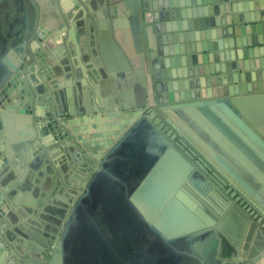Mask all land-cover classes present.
Masks as SVG:
<instances>
[{"label": "water", "instance_id": "1", "mask_svg": "<svg viewBox=\"0 0 264 264\" xmlns=\"http://www.w3.org/2000/svg\"><path fill=\"white\" fill-rule=\"evenodd\" d=\"M9 1L0 0V7H4ZM191 1L192 3L195 2L194 0ZM232 1L236 0H200L204 5L214 6L212 12L216 11L227 16L218 22L215 20L216 23L212 21L208 24L205 23V26L208 27L214 24L225 27V25H231V20L235 25L252 20V17H245L246 10L243 12L235 11L233 5L230 7L229 3ZM26 4H29L35 11V19L30 27L27 26ZM62 6L61 9L59 0H16L14 8L17 11L16 13L19 14L14 23L7 24L0 19V117H4L5 113L13 112L17 104L23 102L28 93V104L20 107L17 112L30 115L35 126L37 139H34V143L28 144L26 147V149H29V159H40L41 157L43 159V157L48 155L50 158L51 154L55 153H53L51 148L43 147L41 142H47V136H50V133H53V136L56 135L54 130L60 123V127L65 130V133L64 135H56L54 141L60 140L62 137L65 138L68 132H72L77 137V140H80V143L78 142L79 145L77 144L80 148L79 151L75 152V149L77 150L78 148L75 144L67 145L68 151L71 152L70 156H73L70 160L75 161V158L80 161L84 160V166H81L79 171L82 174H87V177L88 172H94L90 175L91 182L89 185H87V181L84 184L81 198L79 199L80 202L84 199L87 202L85 208L92 212L94 209L91 206L89 194L91 183L99 175L108 176L105 166L113 162L115 152L122 148L128 142V138L135 131L141 130L142 127L161 140L162 146L159 151L166 147L185 168L188 167L191 170L192 174L188 181L187 171L179 169L177 166L173 168L163 158H161L160 162L157 159L156 162H159V170L161 165V174L163 175L161 181L155 187L154 185L150 187V184L154 181V167L146 175V179L132 190L133 196L129 201L133 206L128 204V208L133 212L130 213V231L127 238V248L131 253H129L130 256L128 255L126 264H138V259H141L136 257L133 252L135 249L139 250L136 246L140 235L143 241L141 243L143 249L139 250L138 254L143 256L142 264H155L152 260L150 261V256L147 254L148 250L152 251L153 245L159 248L161 246L166 247V252L176 259L177 264H181L180 259L182 257L180 256H183V254H186L184 256H193L200 263L205 264L204 260L199 259L191 252L186 251V249H203V251H206L210 247V242L217 240V235L225 237L226 241H228L226 244L229 248L230 257L225 258V261L243 264L244 259L241 257V252L252 223L264 225V177L260 175V173L264 174V167L261 164L264 163V93L251 95L249 94V87L245 88L242 85L239 88L238 79L243 82L246 77L240 74L239 78H237L235 74L237 70L244 72L243 70L249 71L255 68L254 65L252 66L245 62L254 58V52L252 51L251 53V50L245 49L258 47L257 41L255 42L252 37L250 40H245L241 30V34L236 33L235 40H233L232 44H229L231 49L236 48V58L239 62H242V67L241 64L238 67L233 64L228 69L229 73H235L231 75V79H227L229 86L236 85L233 89H229L227 93L222 92V94L217 91H213L210 94L207 92V96L205 94H187L185 92L189 90L190 85L185 83L183 79H188L187 77L190 73L185 71V68L191 62H189L187 57L185 60L181 59V55L187 52V47L175 49L169 47L167 50L159 49L153 52L147 44V49L144 51L143 45L140 47L139 39L141 37H139L138 30L136 29V32L133 31L134 26L138 25L140 18V1L107 0L100 10L106 23L104 25L106 29L102 31V35L107 37L108 41L110 39L113 40L115 49L118 50L124 61L125 72L130 74L129 77L125 73V82L129 83V79L136 82L134 86V103L132 105L117 103L118 107L116 109L113 106L112 108L110 106L106 107L103 105L104 98L99 99V90L95 89L97 107L94 108V106L90 107L89 104V101H91L89 90H85L80 102L75 103L69 94V87H67L65 93L69 108L64 112L58 110L49 113L47 104L51 101L50 97L45 100L47 104H44L45 102L40 99H38L39 103H35L36 97L32 94L30 96L29 86L24 77L27 74L34 75V72L38 71V74L47 82L55 79L50 69L53 65L52 63L49 64V61L47 63V60L51 59L58 62L68 58L65 50L57 54L52 53L59 47L56 43L57 40L61 38L60 41L63 43V40L66 39V37H58L59 35L67 36V41L74 47L81 76H87L80 59L81 47L76 36L75 23L71 20L69 25L64 15H70L72 10L79 9L81 6L91 10L89 0H75L73 7L70 9ZM259 6L261 7L259 8ZM169 7L171 6L167 8ZM249 10L250 12H261L264 11V8H262V5L254 3L253 9ZM230 11L234 15H243L228 17ZM209 12H211V9ZM194 15V11H188L187 13L170 11L164 14V18L179 21L185 18L191 19ZM66 19H68L67 16ZM256 19H258L257 15ZM260 19L264 22V15L260 16ZM199 25H202L201 22ZM193 26L197 27L198 24L188 23L186 25L183 24V26L177 24L167 28L168 36L162 38L163 45L181 46V44L189 42V37L180 35V33L191 29ZM128 32L132 40L128 38ZM227 32L229 35L232 34L230 29ZM124 33L125 47L121 46L119 42L116 43L117 35L122 37ZM221 33V31H218V34L221 35ZM208 51H211V48L208 47ZM235 55L232 61H235ZM157 57L160 59H157ZM27 63L31 64L27 65ZM98 65L96 62V66ZM145 69L147 71H144ZM178 69H181L180 73ZM252 80H255L253 76ZM82 84L86 85V81L82 80ZM137 84L140 85L141 93ZM112 91L113 93H118L114 88ZM45 131H48L49 134L43 136L42 133ZM12 144L5 134V129L0 128V154H2L1 152L10 151L9 148ZM65 145L63 144L62 146L63 150H67ZM80 150H83V153ZM227 152H231L238 161H241V159L245 160L244 153L256 162L262 172L260 170L237 167V164L232 161ZM9 160L7 157L0 159V179L2 177L4 179L10 178V175L6 173V169H8L6 164ZM65 161L66 157L63 155L53 162L61 165ZM96 161L97 167L93 168L92 165H95ZM188 161L192 162L203 173H206L207 180L198 175V172L188 164ZM228 164L235 165L236 168H232ZM251 174H254L258 181L253 180ZM199 177L202 180H199ZM108 178L111 179L109 176ZM0 182L3 183V180ZM122 184V187L125 188V182ZM213 184L220 189L229 186L227 192L229 197L247 215L249 214L250 218L242 216V224H240L241 219L238 220V224L241 225L240 231H238L236 226H233V235L231 236L225 235L223 230L218 227V224L223 219H228L227 215L231 211L228 209L233 202L231 199L227 201L221 196H217L215 193L218 194V192ZM8 190L9 188L5 189L6 192ZM118 191V188L114 190V195H117ZM13 193L15 194V192ZM144 193L152 197V202H144L146 206L152 208L148 212L154 213L156 211L158 212L156 215L159 214L158 216L148 214H144L143 218L138 216L134 199L138 195H144ZM214 201H218L228 211L225 213L219 211L212 205ZM10 203L11 208L17 209V203L13 199L10 200ZM6 205L8 206L7 198L0 190L1 243H4L1 238L4 237L2 226L7 224L6 221H1L4 212L2 208ZM73 213L69 215L68 212L65 220L63 218L65 231L60 238L61 241L58 247L56 245L53 246L54 248L57 247L55 254L51 249L41 250L39 246L24 243V254L29 256V251L40 253L37 258L34 254L32 255L36 260H42V263L28 262V264H57L61 243L63 242L65 247L66 241L70 239V231L68 236L67 234L70 222L73 219ZM135 218L142 220V224L133 223ZM156 229L158 232L155 231ZM198 229H200L201 234H206L202 240L195 242L187 239L189 235L190 238H196ZM85 230L82 234H85L88 240L91 241L93 239L98 242L96 239H99L100 236L98 234L97 236L96 234L94 235L91 227ZM190 232L194 236H191ZM35 236L38 237L40 235L37 234ZM232 237L238 241L235 249L232 248L234 245V242L231 241ZM172 246L175 247L174 253H170L169 250L172 249ZM112 251L117 253L116 246ZM122 251L124 250L122 249ZM116 255L119 254L117 253ZM48 259L50 260L49 263ZM4 260L5 253L0 256V264H5ZM189 263L190 261L187 264ZM256 264H264V254L258 259Z\"/></svg>", "mask_w": 264, "mask_h": 264}, {"label": "crops", "instance_id": "2", "mask_svg": "<svg viewBox=\"0 0 264 264\" xmlns=\"http://www.w3.org/2000/svg\"><path fill=\"white\" fill-rule=\"evenodd\" d=\"M105 1L107 2V0H89L91 10L81 6L79 9L72 10L70 15H64L68 24L71 20L75 23L76 36L81 47L80 59L85 68V73L87 74L86 77L81 76L74 47L67 41V36L64 35L58 36L66 37V39L63 40V43L60 41L61 38L57 40L56 43L59 47H57L52 53L57 54L58 52L65 50L68 58L58 62L49 58V60H47V63L49 61V64L52 63L53 65L50 69L54 74L55 79L47 82L38 74V71L34 72V75H25L24 79H26L28 83L27 85L29 86L30 96L32 94L36 97L35 103L40 102L38 99L45 102L47 97H50L51 101L48 103L49 105L47 104V101L44 103L47 104L49 113L58 110L64 112L69 108L65 93L67 87H69V94L75 103H79L85 90H89L88 92H90L91 100L89 101V104L90 107L94 106V108L97 107L95 89L99 90L98 98H104L103 105L106 107L110 106L112 108L113 106V108L116 109L118 107L117 103H122L123 105H132L134 103V86L136 85V82L130 79L128 80L129 83L125 82L126 72L124 61L119 55L118 50L115 49L113 40L110 39V41H108L107 37L102 35V31L106 29L104 26L106 23L104 21L103 13L101 14L100 10L102 9V5L106 3ZM139 1L140 18L138 20V25H136V27L134 26L133 31L136 32L135 30H138L139 37H141V39H139L140 47L143 45L144 51L147 49V44L153 52H156L159 49L167 50L169 47H173L174 49L178 47H187V52L184 55H181V59L185 60L187 57L189 62H191L189 66L185 68V71L190 73L188 74V79H183L185 83H189L190 85L189 90L185 93L191 95L205 94L207 96V92L210 94L213 91H217L222 94V92L227 93L229 89H233L236 86H229L227 84V79H231V75L235 74L234 72L229 73L228 69L233 64H235L236 67L241 64L242 67V62H239L236 58V48L231 49L229 44H232L233 40H235L236 33L241 34V30L243 31L244 39L250 40L251 37L254 38L255 42L257 41L258 47L245 49L251 50V53L252 51L254 52V58L245 62L252 66L254 65L255 68L249 71L243 70L244 72H240V70L236 71L235 77L239 78L240 74H243L246 77V80L243 82L238 79V86L239 88L242 87V85L245 88L249 87V94L251 95L264 93V22H262L261 19L259 20L260 16L264 15V11L250 12L249 10L253 9L254 3L262 5V8H264V0H236L230 2V7L233 5L235 11L243 12L246 10L244 14L245 17H252V20L250 19L247 23H239L236 25L231 20V25H225V27L214 24L208 27L205 26V23L208 24L211 21L215 22V20L218 22L221 19H225L227 16L225 14L217 13L216 11L212 12L214 6L204 5L200 0H194L195 2L193 3L191 0ZM59 3L60 8L63 5L62 7L70 9L73 7L75 0H59ZM14 5H16V0H10L7 5L0 7V19H2L3 22H6L7 24L14 23L19 14L16 13L17 11L14 8ZM168 6H171L169 7L170 9L167 8ZM260 7L261 6H259V8ZM210 9L211 12H209ZM170 11H182L184 13L194 11L195 15L191 19L185 18L179 21H172L164 18V14ZM242 15L243 14L234 15L230 11L228 17H238ZM256 15L258 16V19H256ZM34 16L35 11L29 4H26L27 26L30 27L32 25L35 19ZM66 16L68 19H66ZM200 22L202 24L201 26L199 25ZM188 23H192L193 25L195 23L198 24L197 27L193 26L191 29L180 33V35H187L189 37V42L181 44V46L163 45L162 38L168 36L167 28H171L177 24L183 26V24L186 25ZM228 29L232 31L231 35L227 32ZM218 31L222 32L221 35L218 34ZM129 34L130 33L128 32V38L131 39ZM122 35V37L117 35L116 43L119 42L121 46H124L125 33ZM60 43H62V45H60ZM208 47L211 48V51H208ZM234 55L235 61H232ZM157 59L160 58L157 57ZM95 61L99 64L98 66H96ZM30 64L31 63H27V65ZM55 65L57 66L54 67ZM144 71L147 70L145 69ZM178 72L180 73L181 69H178ZM127 74L130 77V74L126 73V75ZM251 75L255 79L254 81L252 80ZM82 80L86 81V85L82 84ZM113 88L116 89L118 93H113ZM138 89L140 91V85H138ZM28 98L29 96L27 93L23 102L20 101L21 103L17 104L13 112L5 113L4 117H0V128L5 129V134L7 135L8 140L13 143L9 148L10 151L1 152L2 154H0V159L3 157L10 159L6 164L8 166L6 173L10 175V178L4 179L2 177L0 179V181L3 180V183L0 182V190L7 198L8 204V206L6 205L8 208L6 206L2 208L4 212L2 214L3 219L1 220L7 222V224L2 226L4 237L1 238L4 243L0 242V256L5 253V264H28V262L42 263V260H36L40 253L29 251V256L23 253V247L25 246L24 243L34 244L37 247L39 246L41 250L51 249L55 254L61 241L60 238L65 231L63 225L68 212L70 215L74 211L73 219L70 222V227L68 229V233L70 231V237L72 231L75 234L78 230V223L81 222V219L86 218L84 226L86 228H92V216L89 213L90 211L85 208L87 202L84 199L80 202L79 199L81 198V191L83 190L84 184L87 181V185H89L91 182L90 175L94 172H88V177L87 174L80 173L79 168L84 166V160L80 161L78 158H75V161L72 159L70 160L73 156H70L71 152L68 151L67 147V145L72 143L78 147L77 150L75 149V152L79 151L80 146H78V142L80 143V140L78 141L77 137L74 136L72 132H68L67 137H62V139L54 141L56 135H64L65 133V130L60 127V123L54 130L56 135L53 136V133H50V136H47L48 141L45 143L41 142L43 147H48V149L51 148L53 153H55L51 154L50 158L48 155L43 157V159H41V157V160L37 158L32 160L29 159V149H26V147L28 144H33L34 139H37V135H35V126L30 115L28 116V114H20L17 112L20 107L28 104ZM122 98L124 100L123 102ZM45 134H49L48 131L42 133L43 136ZM79 136L83 138L82 135L79 134ZM128 139V142L115 152V159L113 162L105 166L107 175L111 179H109L108 176L99 175L95 178L94 182L91 183L89 194L91 197V206L94 210L95 208H98V201H100V199L106 202L101 208L109 209L107 203L113 202L115 199L116 195H114V190H117V188L121 190L122 183L124 182L125 201H128L129 204L132 205L129 201L133 196L132 190L137 188L144 179H146V175L154 167V181L152 183L150 181V187H153V185L155 187L156 184L161 181V178L163 177L161 174V165L159 170V162L162 160L161 158L165 161L167 160L173 168L177 166L179 169L187 171V180L189 181V177L192 174L191 170H189L188 167L185 168L184 165L180 163L178 159L168 151V149H166V147L162 151H159L162 142L157 136L151 134L150 131L141 127V130L135 131ZM63 144H66L65 146L67 150H63ZM80 151L83 153V150ZM227 154L232 161L237 164V167L242 169L249 168L260 170L256 165V162L247 157L244 153L243 156L245 157V160L241 159V161L236 160L231 152H227ZM63 155L66 157L65 163L58 165L53 162ZM157 159L159 161L158 163L156 162ZM228 160L231 162L230 159ZM188 162V164L198 172V175L207 180L206 173H203V171L193 165L192 162ZM90 164L92 165V163ZM261 164L264 167V163ZM117 165H121V167L119 168ZM228 165L232 168H236L235 165ZM92 166L93 168L97 167V161L96 164ZM260 172L262 171L260 170ZM260 175L264 177L263 173H260ZM251 176L253 180L258 181V178H256L254 174H251ZM46 179H48V182L50 183L47 189L44 188V181ZM199 180L202 179L199 177ZM8 188L9 190L6 192L5 189ZM13 192H15V194ZM12 199L17 203V209L11 208L10 200ZM134 200L135 205L137 206L135 208L140 218H143L144 214L154 216L158 213L156 211H154V213L148 212L150 209H148V206H146L144 202H152V197L146 195V193H144V195H138ZM78 203L80 204L77 206ZM215 204L216 201H214V203L212 202V205L221 212L223 211L225 213L226 211L231 210L227 215L228 219H223L218 224V227L223 230L224 234H228L229 236L233 235V226H236L238 231H240L241 225L238 224V220L241 219L240 224H242V216L247 218V215L245 216V214H242V209H240L239 206L231 204L229 209L226 210L224 207L222 208L220 206L219 208ZM125 209L129 213L133 212L128 207ZM215 211L217 212V210ZM158 215L159 214L156 216ZM254 225L255 227L251 225L249 232L254 230L257 237L259 231L263 232L264 225L255 223ZM155 231L158 232L157 229ZM37 234L40 236H35ZM232 239L233 237L231 238V241H234V239ZM258 240L261 242V244H258L260 248L263 247V236H260ZM254 242L251 240L248 244L246 239L241 252V257L244 259L243 264H256L258 259L264 254L261 250H258L256 253L253 252L255 245L257 244ZM54 245L57 247L54 248ZM65 248L66 247H64L62 242L57 264L61 261L60 257L61 254L63 255L65 253ZM32 254H34L36 258H34ZM41 255H43V253H41ZM49 261L50 260L48 259V263ZM228 263L234 264L230 261L224 264ZM205 264L216 263L209 260Z\"/></svg>", "mask_w": 264, "mask_h": 264}, {"label": "flooded vegetation", "instance_id": "3", "mask_svg": "<svg viewBox=\"0 0 264 264\" xmlns=\"http://www.w3.org/2000/svg\"><path fill=\"white\" fill-rule=\"evenodd\" d=\"M214 185L215 184H213V186ZM214 188L217 190V192L219 194L218 195L217 193H215L217 196H221L222 198H224L227 201H229V199H231L229 197V195H228L229 193H227L228 190H229V186H225L223 189H220L217 185H215ZM122 189H124V188L122 187ZM119 191H120V189H119ZM99 198H102V197H99ZM231 201L233 202L232 203L233 205L237 206V204H235L232 199H231ZM103 204L105 205L106 202L100 199V201H98V208H95V210H94L95 212L94 211L90 212V214L92 216V228H91V231H92V233L94 235L96 234V236L98 234L100 236V238L105 235L104 237H107L109 240H112V241L116 240V239L121 241L122 236L119 237V234H118V233L121 232V234L123 236H125V242L124 241L120 242V244L125 245V249H123L124 250L123 253L125 255V258L122 259L121 256H119V255H117V258L119 260L121 259L120 261L124 260V262L126 264L127 261H128V248H127L128 240H127V238L129 237L128 234H129V231H130V229H129L130 228V217H129L130 213L126 209H125V211H120L121 214L116 216V218L114 217L115 218L114 219L115 220V225L113 226V224H114L113 218L110 219V217L107 216V214L108 215L109 214H114V212H113L114 210L111 211V208H113V202L107 203V206L109 207V209L108 208L107 209L101 208V206ZM128 204H129V202L125 201V208L128 207ZM216 204L220 208L221 204L218 201L216 202ZM242 214L243 215L245 214V216L247 215V213H245V211H243V210H242ZM247 217L250 218L249 214L247 215ZM133 223H135V224L139 223V225H140V224H142V220H138V218H135L133 220ZM254 223L255 222L252 223L253 227H255ZM84 224H82V226H79L78 230L75 232L74 238H75V240L77 241L78 244H79V242L81 240V236L85 235V234H82V233L86 231L85 229H87L85 226H83ZM136 229H138V228H136ZM103 232L105 234H103ZM263 232H264V229H263ZM140 237H141V235L138 238L139 242H138L137 246L136 245L135 246L138 247L139 250L141 251L143 249L142 248L143 245L141 244L143 241H142V237L141 238ZM259 237H260V235H258L256 237V234L254 233V230H252L251 232H248V234H247V237H246L247 243L249 244V241L253 240V242L255 241L254 243L261 244V242L258 240ZM79 238H80V240H79ZM246 239H245V242H246ZM86 240H88V239L86 238ZM118 240H117V242H119ZM92 241H94V240L92 239L91 242ZM233 242H234V245L232 246V248L235 249L236 245L238 244V241L236 239ZM101 244H102V242H100V244H98V242H93V247H95L97 249H101ZM120 244H115V246L120 245ZM155 246L156 245L152 246L153 248H152L151 253L149 251V256H150V261L152 260L153 262L158 263L157 262L158 260L153 256V252H154ZM228 249H227V244L225 243V238L217 235V240L216 241L213 240L212 242H210V247L208 248V251L206 250L207 260L204 261V263H206L209 260L210 261H214L216 264H224V263H226L227 261H225V258H229L230 257V253H229ZM172 258H173V256L166 252V254L164 256V260L162 262H165L166 260L167 261L172 260ZM142 259H143L142 257H141V259H138V261H139L138 264H142ZM181 264H187V262L181 263Z\"/></svg>", "mask_w": 264, "mask_h": 264}, {"label": "rangeland", "instance_id": "4", "mask_svg": "<svg viewBox=\"0 0 264 264\" xmlns=\"http://www.w3.org/2000/svg\"><path fill=\"white\" fill-rule=\"evenodd\" d=\"M117 167L120 168V165H117ZM44 188L47 189L48 185H50V183L48 182V179H46L44 181ZM125 188L121 189L118 194L115 196V199L113 200V208H111V211L114 212V214H107L108 217H110V219L113 218V220L116 218V216L120 215L121 212L120 211H125ZM148 209H152L148 206ZM156 210V209H155ZM107 217V218H108ZM115 217V218H114ZM86 219V218H85ZM85 219H81V222L78 223L79 226H82V224L85 223ZM115 225V220H114V224ZM84 226V225H83ZM261 234H260V233ZM258 235L263 236L264 238V232L259 231ZM103 234H105L103 232ZM120 234V233H118ZM69 235V233L67 234V236ZM75 234L72 231L71 232V237L69 240L66 241V248H65V253L62 255L61 254V261L59 262V264H125L124 260L120 261L117 258V253H113L112 249L115 247V244H120V240L116 239V240H109L107 237H101L98 240V244H100V242H102L101 244V249H97L95 247H93V242L96 241H88L86 240L87 236L82 235L81 236V240L79 242V244L77 243V241L74 238ZM123 238V237H122ZM117 240L119 242H117ZM104 242V243H103ZM173 245V244H172ZM120 246V245H117ZM174 246V245H173ZM172 246V249L170 250V253H174V249L175 247ZM178 247V246H176ZM258 245V243L255 245V249L253 250V252H257L258 250H261L262 252H264V245L263 247H261ZM179 250H181V248H179ZM139 250H133L134 255L136 257H142L141 255L138 254ZM186 251L191 252L192 254H194L195 256H197L199 259H202L204 261L207 260L206 257V251L203 249L199 250V249H186ZM208 251V250H207ZM129 253H131L130 251H128V255ZM148 255H149V250L147 251ZM151 253V251H150ZM263 254V253H262ZM65 258H64V257ZM130 256V255H129ZM186 261H190L189 264H201L199 260H197L195 257H190V256H184L183 257ZM149 263V261H147Z\"/></svg>", "mask_w": 264, "mask_h": 264}, {"label": "bare ground", "instance_id": "5", "mask_svg": "<svg viewBox=\"0 0 264 264\" xmlns=\"http://www.w3.org/2000/svg\"><path fill=\"white\" fill-rule=\"evenodd\" d=\"M197 232L198 233H196L197 234V237L195 238V237H192V238H190V235L188 236V238L187 239H191V240H194L195 242L196 241H199V240H202V238H204V235H206V234H201V231H200V229H198L197 230ZM191 233V236L193 235V233L192 232H190ZM199 234V235H198ZM120 236H122L123 238H121V241L123 242H125V236H123L122 234H121V232H120V234H119V237ZM194 236V235H193ZM125 249V245H122V244H120V246L118 247V246H116V250H117V253L121 256V258L123 259V258H125V255H124V253H123V251H122V249ZM157 249V250H156ZM166 247H160V248H158L157 246H155V249H154V252H153V256L158 260L157 262L158 263H156V262H154L155 264H177V262H176V259L173 257L172 258V260H169V261H165V262H162L163 260H164V256H165V254H166ZM184 255H186V254H183V256ZM183 256L181 255L180 257H182L181 259H180V261H181V263H185V262H187L188 263V261H185L184 259H183Z\"/></svg>", "mask_w": 264, "mask_h": 264}]
</instances>
